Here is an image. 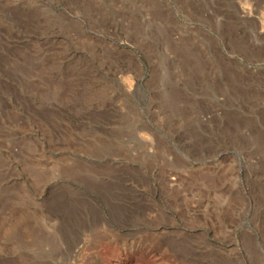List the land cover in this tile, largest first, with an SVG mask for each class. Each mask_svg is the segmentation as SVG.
I'll use <instances>...</instances> for the list:
<instances>
[{
	"label": "rangeland",
	"instance_id": "obj_1",
	"mask_svg": "<svg viewBox=\"0 0 264 264\" xmlns=\"http://www.w3.org/2000/svg\"><path fill=\"white\" fill-rule=\"evenodd\" d=\"M0 264H264V0H0Z\"/></svg>",
	"mask_w": 264,
	"mask_h": 264
}]
</instances>
